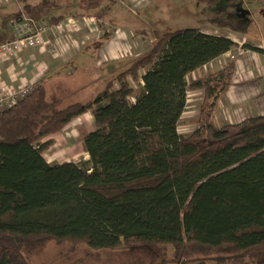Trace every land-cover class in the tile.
I'll return each mask as SVG.
<instances>
[{
  "label": "trees",
  "instance_id": "trees-1",
  "mask_svg": "<svg viewBox=\"0 0 264 264\" xmlns=\"http://www.w3.org/2000/svg\"><path fill=\"white\" fill-rule=\"evenodd\" d=\"M108 1L78 0V12L105 20ZM61 5L26 2L16 23L57 26ZM237 48L201 30L168 32L110 79L77 88L51 80L0 111V264H32L50 242L171 245L157 264H264V117L215 124L235 59L189 79ZM193 92L203 93L199 114L182 135ZM87 113L96 127L81 138L88 160L48 164L52 138Z\"/></svg>",
  "mask_w": 264,
  "mask_h": 264
},
{
  "label": "crops",
  "instance_id": "crops-1",
  "mask_svg": "<svg viewBox=\"0 0 264 264\" xmlns=\"http://www.w3.org/2000/svg\"><path fill=\"white\" fill-rule=\"evenodd\" d=\"M5 1L7 0H0V44L15 38L14 24L19 18V11L15 17H11V14L7 13ZM116 1H108L109 14L116 6ZM193 1L197 9H201L203 6H207V8H212L211 6H213L214 8L215 5L227 3L229 0H215L212 5H200L197 0H180L179 4L176 5L185 10L189 8L187 5L192 4ZM77 3L78 0L75 2H62L61 8L54 13V16L65 17V20L59 25L50 26L45 34L47 41H53L58 44L55 48L56 50L53 51L50 46H45L42 49H34L18 54L8 60H0V93L12 89L33 88L58 79L67 82L71 88H77L79 87L78 85L86 86L90 82H96V80L91 78L89 80L88 76L89 81L87 80V82L83 77H78L83 76V72L86 75L87 72L95 71V69L92 70L89 67L94 63L96 64L97 61H99L103 69L110 70L113 75L122 70L116 69V66L126 61V59L128 60L131 55H124L125 48L123 44L125 38L117 29L116 21L115 24H111L109 14L105 20L83 17L78 12ZM65 8H71V12L62 13ZM95 32L98 33L97 37L94 34ZM203 33L212 35L207 31ZM230 38L238 45L237 49L204 65L189 76V79L194 80L201 78L210 72L219 71L230 60H236L233 84L219 102L218 112L215 117L217 126L239 124L248 118L264 117V39L260 42L249 43L236 39V37ZM132 45L126 44V48L130 52L136 48ZM132 55L134 54L132 53ZM102 68H99L100 71ZM110 77L112 75L104 79H109ZM84 91H89L88 94L92 92L89 87ZM202 97V92L188 94L185 111L195 109L194 114H196V117L192 122L196 120L199 114ZM193 99H195L194 104H191ZM83 119L88 120V123L79 122ZM78 126H80L78 133H80L82 149L79 152L82 154V159L73 161L66 158L60 151L64 146L66 130H73L72 128L75 129ZM95 129V120L92 113H87L71 123L60 134L52 138L55 140V144L44 155L47 163L54 166L65 162L79 163L81 160H88L89 157L83 150L81 138L84 132L89 134ZM194 129L195 124L192 131ZM179 133L182 134L180 125Z\"/></svg>",
  "mask_w": 264,
  "mask_h": 264
},
{
  "label": "rangeland",
  "instance_id": "rangeland-1",
  "mask_svg": "<svg viewBox=\"0 0 264 264\" xmlns=\"http://www.w3.org/2000/svg\"><path fill=\"white\" fill-rule=\"evenodd\" d=\"M40 1L42 0H7L4 4L7 13L15 17L18 11L20 13L24 3L37 4ZM72 1L76 0H60L61 3ZM179 2L180 0H139L138 4L134 5L131 0L116 1V6L109 14L111 19L109 21L112 22L111 24H115L116 21L117 29L125 38L124 55H131L128 60L118 64L116 69H125L131 60L146 53L164 34L181 29L207 31L212 35L228 39L236 37L249 43L264 39V0H229L227 3L215 5L214 8L203 6L201 9H197L193 1L185 10L176 5ZM70 12L71 8L62 10V13ZM94 34L97 37L98 33ZM125 43L133 44L132 46L136 48L133 47L135 49L130 52ZM55 48L51 47L53 51L56 50ZM89 68L95 69L96 72L90 71L78 78L83 77L87 81L89 76V80L91 78L97 82L109 75L113 77V73L106 68L103 69L99 61ZM99 68L102 70L100 71ZM88 92L85 91L84 95ZM194 101L195 99L191 101V104H194ZM194 111L195 109L186 110L182 116L183 119L181 118L180 132L183 135L190 134L194 128L192 122L196 117ZM83 120L79 122L88 123V120ZM79 128L80 126L72 128L73 130H66L64 146L60 151L66 158L73 161L82 159V154L79 152V150L82 151ZM173 253L174 248L171 245H135L115 251H92L82 245L50 242L37 248L31 262L32 264H157L162 260L171 259Z\"/></svg>",
  "mask_w": 264,
  "mask_h": 264
},
{
  "label": "built area",
  "instance_id": "built-area-1",
  "mask_svg": "<svg viewBox=\"0 0 264 264\" xmlns=\"http://www.w3.org/2000/svg\"><path fill=\"white\" fill-rule=\"evenodd\" d=\"M137 5L139 0H131ZM49 27L46 23L38 27L33 21L23 17L14 26L15 38L12 41L0 44V60H8L18 54L42 49L45 46L56 47V42L47 41L45 34ZM29 88L12 89L0 93V111H4L22 97L27 96Z\"/></svg>",
  "mask_w": 264,
  "mask_h": 264
}]
</instances>
